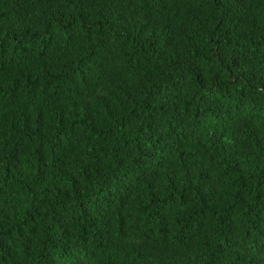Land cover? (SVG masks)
<instances>
[{
    "label": "trees",
    "instance_id": "1",
    "mask_svg": "<svg viewBox=\"0 0 264 264\" xmlns=\"http://www.w3.org/2000/svg\"><path fill=\"white\" fill-rule=\"evenodd\" d=\"M0 264H264V0H0Z\"/></svg>",
    "mask_w": 264,
    "mask_h": 264
}]
</instances>
